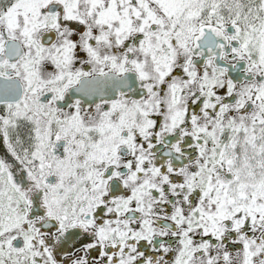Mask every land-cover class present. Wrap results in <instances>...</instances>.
Listing matches in <instances>:
<instances>
[{
	"label": "snow or ice",
	"instance_id": "obj_1",
	"mask_svg": "<svg viewBox=\"0 0 264 264\" xmlns=\"http://www.w3.org/2000/svg\"><path fill=\"white\" fill-rule=\"evenodd\" d=\"M0 264H264V0H0Z\"/></svg>",
	"mask_w": 264,
	"mask_h": 264
}]
</instances>
